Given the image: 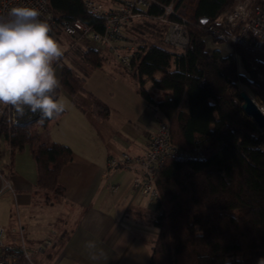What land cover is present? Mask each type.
<instances>
[{
    "label": "trees",
    "instance_id": "trees-1",
    "mask_svg": "<svg viewBox=\"0 0 264 264\" xmlns=\"http://www.w3.org/2000/svg\"><path fill=\"white\" fill-rule=\"evenodd\" d=\"M173 1L188 19L190 41L184 49L165 42L167 24L155 17L163 11L161 4ZM236 1L156 0L128 27L126 38L136 53L131 67L124 68L157 111L158 122L169 125L171 143L183 153L166 160L156 174L157 235L150 264H264V129L244 111L239 94L245 89L264 102V58L242 44L224 55L209 50L206 41L209 22ZM50 8L58 17L79 18L103 30L102 19L82 0H50ZM60 33L55 32L57 38ZM69 38L54 65L61 64L62 85L55 96L65 91L81 109L104 120L111 108L87 90L86 81L113 53ZM81 94L90 98L89 106ZM66 112L65 107L58 117ZM58 117L41 122L38 113L19 117L5 107L0 119V134L11 150L8 169L12 173L15 154L29 148L37 165L36 189L49 202L64 199L60 177L74 154L68 144L43 138Z\"/></svg>",
    "mask_w": 264,
    "mask_h": 264
},
{
    "label": "crops",
    "instance_id": "crops-1",
    "mask_svg": "<svg viewBox=\"0 0 264 264\" xmlns=\"http://www.w3.org/2000/svg\"><path fill=\"white\" fill-rule=\"evenodd\" d=\"M111 60L124 72L104 63L86 81L87 90L109 104L110 115L98 120L62 91L58 99L67 112L44 132L45 141L68 144L74 152L60 177L64 199L49 202L36 189L37 165L29 148L15 154L10 172L11 150L0 134V224L6 241L24 243L36 264H150L156 204L134 189L135 169H109L108 159L123 152L142 156L158 113L125 66L113 55ZM80 98L90 105L87 95ZM48 239L51 244L39 249Z\"/></svg>",
    "mask_w": 264,
    "mask_h": 264
},
{
    "label": "built area",
    "instance_id": "built-area-1",
    "mask_svg": "<svg viewBox=\"0 0 264 264\" xmlns=\"http://www.w3.org/2000/svg\"><path fill=\"white\" fill-rule=\"evenodd\" d=\"M85 8L102 19L103 30H97L82 19L58 17L50 8V0H0V15L18 5L34 6L41 10V19L51 26V35L57 30L71 37L74 44L84 47H98L113 53L118 62L131 67L135 58L136 45L126 38L129 24L140 18L156 0H82ZM163 11L155 16L167 24L165 42L179 49L187 47L190 41L187 16L174 1L161 4ZM207 34L215 40L232 45L242 44L255 52L264 53V0H237L227 10L220 12L207 26ZM264 109V108H263ZM5 106H0V119ZM170 128L165 122H159L156 130L147 142L142 156H133L123 152L119 157L108 159L109 169H135L133 187L148 195L157 205L159 190L156 183L158 169L166 160L183 155L171 143ZM157 207L153 209L155 214ZM51 244L44 240L39 249ZM0 264H36L24 243L15 246L6 241V229L0 224Z\"/></svg>",
    "mask_w": 264,
    "mask_h": 264
},
{
    "label": "clouds",
    "instance_id": "clouds-1",
    "mask_svg": "<svg viewBox=\"0 0 264 264\" xmlns=\"http://www.w3.org/2000/svg\"><path fill=\"white\" fill-rule=\"evenodd\" d=\"M41 17L39 8L28 5L0 15V106L19 117L38 113L43 122L58 117L66 106L55 96L62 85L54 65L64 49Z\"/></svg>",
    "mask_w": 264,
    "mask_h": 264
},
{
    "label": "rangeland",
    "instance_id": "rangeland-1",
    "mask_svg": "<svg viewBox=\"0 0 264 264\" xmlns=\"http://www.w3.org/2000/svg\"><path fill=\"white\" fill-rule=\"evenodd\" d=\"M61 38H57V35H53V37L61 44V46L63 47V49H66V44H68V42H70V38L68 35L64 34V33H60L59 34ZM206 41H207V48L209 50H213V49H220L221 52L224 54V55H227L229 54L231 51H232V44H229V43H224L222 41H218V40H215L214 38H212L211 36H207L206 37ZM156 43H159V44H163L165 46H168L166 44H164L162 41L158 40V41H155ZM259 56L260 57H263L264 58V53H259ZM68 58V57H67ZM67 58H65V60H67ZM80 63H82V60H79ZM105 64L106 66H108L109 69H118L120 72H124L123 69L120 68V66L116 65L112 60H111V57H107L105 59ZM113 65V66H112ZM113 68H112V67ZM56 73L59 74L60 73V66L56 67ZM126 74V73H124ZM126 75H129V74H126ZM130 76V75H129ZM255 100L259 103L260 106H262L264 108V102L261 101L259 99V97H254ZM47 137V136H46ZM155 206V205H154ZM227 207L229 208H232L234 207V204L232 203H228L227 204ZM34 261H36L34 258H33Z\"/></svg>",
    "mask_w": 264,
    "mask_h": 264
},
{
    "label": "water",
    "instance_id": "water-1",
    "mask_svg": "<svg viewBox=\"0 0 264 264\" xmlns=\"http://www.w3.org/2000/svg\"><path fill=\"white\" fill-rule=\"evenodd\" d=\"M206 21V19L203 20V22ZM239 94L242 98V108L244 111L255 120L257 126L260 129H264L263 107L259 105V103L255 100L253 95L249 93V91L242 89Z\"/></svg>",
    "mask_w": 264,
    "mask_h": 264
}]
</instances>
